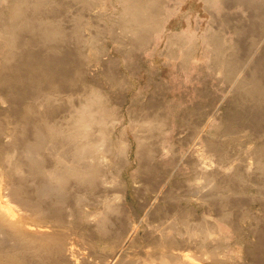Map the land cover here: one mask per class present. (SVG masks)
<instances>
[{
  "label": "rangeland",
  "instance_id": "obj_1",
  "mask_svg": "<svg viewBox=\"0 0 264 264\" xmlns=\"http://www.w3.org/2000/svg\"><path fill=\"white\" fill-rule=\"evenodd\" d=\"M48 1H49L50 5L54 4L53 8H55V10L54 9L53 10L55 11V14H53V15L55 17L53 19L58 20L60 23H62V25L69 32L72 31L74 18L76 20V17H77V23L74 26L75 30H77V31H75L74 33L78 34V31H79L78 28L81 30V32H79V34H78L79 35L78 37L80 40L78 41V39H77L78 37L77 36L75 37V35H77V34L72 35V34L68 33L67 34L68 36H66V37H70V38L69 39L67 38V40L64 42V44H65L64 49L65 50H63L62 52L65 51V53L63 55L61 51H58V52L53 51V49H51L52 47L49 50L48 48L50 47V45H48V47H46L47 45H45L43 47L42 43L41 44L39 43V39H38L39 36L37 34L31 35V33H28L27 31L24 33L22 32L23 30L21 31V33H23V34H21L22 35L21 40H23L25 38L24 41H27V39H28L29 43L31 42L30 43L31 45L29 43H27L28 41L27 42L23 41V43H26V46H25V44L23 46H19L17 44L15 47H18L17 49H19V50L14 49L15 53H16V54L14 53L15 54L14 57L20 56V61L23 62L24 58H25L24 57L25 53H27L25 55L27 58V59L26 58L25 59L27 61H29L28 59L30 57L34 56L33 53L35 55L38 53L39 57H41V59L43 61L47 59L46 60L47 62L44 61V63H43V61H38V63L41 62L40 63V65L42 64L41 66L38 63H36V64H38L37 65L38 68L41 67L43 69L42 70L40 68L41 69L40 70L38 68L36 69V67H37L36 64H34L35 65V67H34V65H32V64L29 65L30 63L28 64L29 67L27 68L28 65L25 64V63H27L26 60L24 61L25 63L24 62L21 63L20 61H19V63H17L18 62L17 60H19V58L18 59L16 58L15 63H17V65L20 66V68L22 67L21 68L22 70L19 68L21 71H24L23 70V68H24L25 70L29 69L31 74H34L35 72H37L38 74L36 73L34 75L37 78V75H39L41 72H42V74L46 75V73H48V71L53 72L54 68H56V71L59 70L61 67H63V68H61V70L59 72H56L54 70V73L56 72L57 74L59 73L58 75H60L58 78V81H57L58 83H52L55 86L51 85V84L48 85L49 87L46 86L45 87L46 90L42 91V93L39 89L36 88L37 86L35 87L34 85H32L31 86L32 88L31 87L28 88V85L30 86V84H27V86H25L23 83H21L22 82L21 80H19L20 81L19 83H20V85L23 84L25 86V88L23 86H20V87L16 86L17 88H20V89L16 90L14 87H13L14 88L13 89L12 86H11V88H9V86H8V87H4V88L0 89V96H1L0 97V133L2 136V138L0 136V158H1L0 159V172L4 166H5L4 168L7 170L11 169L12 165L15 163L16 156H19L21 154L19 150H21V147L23 144L22 142L24 140H26V138H27L26 135H28L27 133H25L23 131L24 122H22L20 120V118L16 117L17 116L16 115V107H17L16 102H20V98H21V102L19 103V105L21 107H23L26 105V103H28V101H31L32 99L34 101L36 99L37 101L40 100L42 102L41 99H43V96H41V95L42 94L44 95L49 91V92H54V94H53L54 98L58 97V95H59V97L61 99L58 97L59 98L58 102H61V106L67 107V106H69L70 103H72V102L75 103L76 99H77V102L81 101V99H79V98H83L84 94L86 96L88 94H91L90 96L88 95L90 97V99H89V97H85V99H83L81 102L83 103L85 101H88V100L91 101L92 100L91 102L93 104H95L94 107H91V109L93 108L95 111H97L96 115L98 116V120L95 121V123L97 124L99 121V118L100 117L103 118V116H104L105 118L100 119V122H102L104 119L107 121V119L109 118L108 119L109 121H107L109 126L108 125L107 126L108 127L111 126V127L108 129L114 128V129H112V131L109 130L111 132L108 131L109 134L107 133L106 139L103 142V146H102V148L105 147L104 149L107 148L106 150H108V148H110L108 150L109 152L104 151V149L102 150L103 151L102 155L104 156V160L106 159L105 160L106 163H104L105 161L102 162L103 168L105 171V177L103 179V182L106 184H104L103 182H102V184H103V188L105 191V195L108 194L107 195L108 198H110L111 195L113 196L115 194H120V193H122V195L125 196V202H123L122 206H121V207H123V209L120 207L122 209V212H124V214L121 212V209H118L119 210L118 212H120V215L117 211H116L117 214L116 213L113 214L114 212H112L111 215L114 216V218H113V216H111L112 219H115V221L118 219L119 221L117 220L115 222V224L113 221L111 222L114 227L112 225H110L111 223H109L110 228L112 227V228H115L117 230V227L118 228L121 227V229L123 230V233H124L121 237H123V242H125V244L123 242H120V240H122V238L120 236H116V234H114V233H113V235L116 237H113L112 234H111L112 236H110V235L105 236L104 235V236L99 237L100 239H96L98 242L94 241L95 239H93V241L95 243L91 240L92 238L78 237V238H83L85 240L89 239V241L91 243L93 242L92 244L95 247V248H93L92 244H90V242L88 243V241H84V243H83L82 242L83 239H79L77 244L75 243V249H76L75 252L76 253L78 252L77 253V254H79L78 257H81L80 261H82L83 256H84V258H85V256L87 258L89 257V260H94V259H90L91 256L94 255L92 251L96 252L95 251L97 249L96 246H98L99 244H100L98 246L99 248H101V247L103 248V246H105L104 247L105 249H108L109 247H111L112 249L114 248L115 250L113 249L112 250L113 252H115L118 248L120 249V247L122 245L124 246V247H122L124 250L128 249V248H132L133 246H135V244H142L144 246V240L139 239L146 234V231H148V225H149L145 221L146 220L145 217H147V215L143 211H141V209L139 207V206H142V205H140V203L144 202V205L146 203V206L144 207L145 210L150 209L151 207H153L152 209H154V206L156 207V205L160 206L158 209V213H159V211H161V213H159V214L160 215L162 214V217H163V218H161V216H160V218H161L159 220L161 223L160 225H162V222H163L164 223L163 225L165 227H167L166 225H168V227H169V228L167 227V229H166L167 230L166 232L169 231L166 234H169L171 236L172 235L182 236V238L181 237L180 238L183 239V241H184L185 245H183V246L185 248V252L187 254H189L190 257L192 255L191 258H194V257L197 258L199 256L197 259H200L201 256L204 258V255H205L204 252L206 250L204 252H200V250H201L200 248L204 247L202 245V240H204V241H207V239L209 241L213 240L214 242L213 241L212 242L214 245L217 243L215 241L217 239L214 238L216 235L214 233H212L211 231H209L205 227L204 220H203L204 217L205 216H211V217L218 219L217 213L219 214L221 209H222L221 212L223 213L225 211V210H223V208L226 209V211H228V213H226V211L224 213L230 215V212H231L230 216L227 215V216H229V217H227V220L231 219L230 220V221H232L231 225H232V223H234L233 225H235V226L237 225L238 227L236 226L237 230L236 229L234 230L233 225L231 228V225L228 224V222L230 223V221H228V222L224 221L223 222V221H220V219H218L219 234H220V237L222 239V242L220 241L221 240L220 239L219 242H221V243L218 242L217 243L218 245L216 244L215 247L219 246L221 248L220 249L219 247H217V249H220L221 251H218L216 249L219 253L218 256L221 255L223 258L226 259V262H227L226 263V262H224L225 260H223V262L221 264H223V263H225V264H255L254 262H256V261H258V262L261 261L260 263L264 264V254H263L264 252H262L261 254L259 253L257 255H254V253H252V251H251V249L253 248L252 246L255 243H257L256 242L257 239L254 236H250L251 234L249 235V233L251 232L252 229L260 228L259 227L260 224L258 225V223H257V225L254 224L253 227H250L253 221L251 222V218L248 217L249 216L248 213L249 214L253 213V214H251V217L252 218L254 217L253 220L257 219L259 221H262L264 218V211L260 209V200L258 202L253 201V202L247 203V204L244 202H241V204H240L241 206L234 207V208L232 207L233 209L231 208V206H228L229 204H233L232 202L231 203L229 202V204L225 205L226 208L224 206H222V208H221L223 201H222V204L219 206L221 200L218 199L216 202L214 200L216 198L215 196L217 193L215 191V189L218 190L222 187H223V190L227 189V191L225 190L226 191L225 195L229 194V196H232L231 199H233V197L235 199V197L238 195L240 196L238 199H240L241 197H244V199H247V200H252V198H256V197H257L256 199L264 198V196H263L264 195V192H263L264 191V183H263L264 182V174H263V172L259 171V168L257 167L258 165L255 163L256 162L255 157L252 155L253 150L257 148L256 145H260L259 140L260 141L262 140V139H259V137L257 135L260 134V135H262V138H264L263 137L264 136V131H263L264 130V123H263L264 122L263 121L264 120L263 119L264 118V106H263L264 103H263V105L261 104L262 105V107H261L260 104L255 105V103H256L255 101L253 104L252 100L250 98H248V100H246L245 103L248 102V104L250 105L252 102V104L250 106H248V104L246 105L245 103H242L240 105L241 102H239V98L236 95V93L234 92V90L230 91V89H234V87H233L234 83L232 84V82H231L232 79H228L226 76V73H227L226 71H229L230 73L232 72L234 74L237 72L236 70L238 69V67H242V65H241L242 62L243 61L246 62L245 59L247 58L248 55H250L249 49H251L250 52L252 51V49L253 50L258 49V51H256L257 54L255 53V55L259 54L258 57L262 55L258 59L264 64V55H263L264 54V40L262 41L263 43H261L262 45L254 44V41H253L254 38H252V35L250 32L251 31L250 27H257L258 26V27H260L259 29L262 28V30H263V26L261 25V23L264 24V16L262 15L264 12L262 14L260 12L264 11V5L262 4V6H261V7H263V10H262L261 7L255 8V6H258V5H253V3H251V2L249 3V5H248L249 8L247 9L246 6H244L240 2H237L236 0H162L163 2L161 1L162 5L160 6V11H161L160 19L162 22L161 31L154 32L151 35L152 38L149 39L148 44L141 47V45L138 46L139 44H135L134 43L135 41H133V42L129 41L127 39L128 35L126 33H125V36H122V35H124L123 34L124 31H122V30H124L123 29L124 25H121V23L118 21L120 18H122L120 16V14L123 13V11L125 10V7L132 0H130V1H128V0H51V1L48 0ZM52 2H54V3H52ZM262 2H264V0H262ZM14 3H15V0H0V25H1L0 26V29H1L0 30V81H1V78H5V77L7 78L6 73H7V75L9 74L8 75L9 77L13 72L15 73V71L12 72V71H9L10 69L7 70L5 68L7 70L6 71L4 69V63H3L6 57L11 56L10 55L11 52H9V50H10L9 42L3 36V32L6 29H7L6 32L8 31L9 25H7V24H9V23H6V22L9 21L10 15H6L4 13H7V12L10 13L9 9L14 5ZM56 4H58V5H56ZM62 4H64L63 7H62ZM257 8H259L260 10H256L255 12L252 11L253 9H257ZM253 13H255V15L257 14L258 16L256 15V17H255V15ZM252 15L254 16V20H253ZM261 16H262L263 20H262ZM53 19L51 17V20H53ZM250 21L254 25L251 24ZM116 22L119 24H117ZM247 23H249L250 27H248ZM76 26H78V27L76 28ZM4 28H6V29L4 30ZM82 28H83V31H82ZM112 31H114L115 35L118 34L117 37H120L121 39L123 38V41H121L122 44H121V42L115 43L113 41V40H115L116 37L114 36V34H112ZM248 31H249V34H248ZM246 32H247V34H246ZM27 33L30 35H28ZM93 34H95V35H93ZM111 34H112L113 38H112ZM4 35L7 38V36H6L7 33H5ZM23 35H25V36L27 35V36L25 37ZM245 35L247 37H244ZM31 36L33 39L29 38ZM71 36L72 37L74 36L76 41H78V42H76L78 44H76L75 42L74 43L70 42V39L72 38ZM90 36L92 37V39H90ZM209 36L219 38V40L216 38V42H214L215 45L213 44L212 41L209 40ZM22 37H24V38H22ZM36 39H38V40L36 41ZM72 40H74V39H72ZM170 40H172V41L177 40V41H180V43L178 45H175V46L172 45L171 46L169 44ZM89 41H91V42L93 41L94 46L96 44L97 46H99V48L96 46L94 47L91 42H90L91 44L89 43ZM95 41H97V42L95 43ZM183 41L185 43H183ZM234 41L236 42V44ZM237 41L240 42V46L242 49L239 48V50H238ZM243 41H245V42H243ZM21 42H18V43H20L22 45L23 43H21ZM35 43L37 45L38 44L39 45L37 46ZM174 43L175 42H173V44ZM242 43H244L243 47H242ZM36 46H37V48H36ZM191 46H193V47L190 48ZM34 48H35V50H34ZM96 48L98 50H95ZM74 49H76V50H74ZM20 50H23V51H20ZM77 50H79V51H77ZM243 50H244V52H243ZM19 52L21 54H23L22 56L24 58L21 57V54ZM185 52H187L189 54V58L186 61H185ZM242 52L245 54L247 53L246 56H245V54H242ZM81 54H82V56H81ZM239 54H241V57H243V58H241V61L238 62L237 64H235L232 68V65L229 61L236 58L237 55L239 56ZM28 55L30 57H27ZM74 56L76 57V59L79 62H77V63L74 62L75 61ZM256 57L254 56L255 60H256ZM21 59H23V60H21ZM48 59L51 61L53 60L52 61L53 63L55 61L56 64H54V65L56 67L52 66L53 65L52 62H50V63H52V65H49L50 63H48L49 62ZM242 59H243V61H242ZM69 60L71 61V63H70L71 65H68ZM255 60H253L252 63L249 64L250 67L258 66L257 64H258L259 60H256V61ZM212 61H213V63H212ZM43 64H44V66H43ZM73 64H74V66H73ZM247 64L245 63L244 65H246V67H247ZM46 65L50 66V68H49L50 70L48 69L49 66L47 67ZM58 65L60 66L59 69L57 68V67H59ZM249 65H248L247 69L250 68ZM30 66H32V67H30ZM262 66H264V65H262ZM44 67H46L48 71L45 70ZM66 67H67V69H66ZM71 67H72V70H70ZM51 68H52V70H51ZM62 69H64L65 72H63ZM29 70H27V71H29ZM43 71H44V73H43ZM45 71H47V72H45ZM233 71H236V72H233ZM24 72H26V71H24ZM30 72H27V73L30 74ZM63 73H64V75L66 73L65 80H63L64 79ZM2 74H5V75H3L4 77L3 76L1 77ZM61 75H62V77H61ZM263 75H264V72H263ZM34 76L30 75L29 77L32 78ZM39 77L41 78V76L39 75L37 80H41V79H39ZM235 77L236 76H234V78ZM36 78H33L31 80L34 81V79L36 80ZM31 80L29 82L33 83V82H31ZM42 80H43V78H42ZM230 82H231V84H230ZM37 83H39V82H37ZM160 84H161V86H159ZM229 84H230V87H229ZM64 85H66V86H64ZM60 86H62L63 88H61ZM56 87H58V88H56ZM50 89L53 91H50ZM61 89H62V91H61ZM59 90L61 93L59 92ZM23 92L26 94H23ZM91 92H93V94ZM35 93L36 94L39 93V95L41 94L40 98ZM100 93H101V95H100ZM13 94H15V96ZM22 94H23V96H22ZM33 94L36 97L38 96L39 99L36 97L32 98V96H34ZM66 94H68V95H66ZM29 96L31 97V99L29 98ZM94 96H96V97H94ZM152 96L154 98L156 97L155 100L153 98H151ZM234 96H235V98H234ZM74 97H76V99ZM27 98H29V100ZM94 98H98L97 102H96V99H94ZM72 99L75 101H73ZM157 99L158 100L160 99V100L157 101ZM249 99L251 101H249ZM33 100L31 101V104H34L35 106L39 107L41 102L39 101L40 103L38 102L39 103L38 104L37 101H35L38 104V105H36V103H32V102H34ZM8 101L11 102V105L13 102H15L14 105L16 107L13 105V107H15V108L12 107V109H11V107H10L11 105ZM235 101H236V103H235ZM100 102H101V104H100ZM154 102L156 104H151ZM157 102L160 106L157 104ZM22 103H24V104H22ZM78 103H80V102H78ZM82 103H80V104H82ZM149 103L151 106L149 105ZM233 104L235 106H233ZM244 104L247 107H245ZM144 105L146 106V108L148 106H150V108L152 106H154V107H152L151 108L152 110H151L149 107L146 109ZM237 105H238V107L240 106V109L244 108L243 110L241 109V111L239 109L240 113L238 111ZM253 105H255L257 107V110H256V107ZM104 106L106 109H104ZM156 106L158 107V110H156L157 109ZM258 106L260 107V109H258ZM249 107H250V109H249ZM40 108H42V107H40ZM154 108H156V109H154ZM245 108H246V110H245ZM42 109H44V108H42ZM142 109H143V111H142ZM235 109H236V113H235ZM102 110H103V112H102ZM146 110H148V111L146 112ZM154 110H156V111L154 112ZM250 110H252L251 111L252 114H250L251 113ZM13 111H15V112H13ZM104 111H106L105 112V113H107L106 115H105ZM144 111H145V113H144ZM152 111L154 113H152ZM157 111H159V112L156 113ZM242 111H244V112L242 113ZM65 113H62V112H60L58 114L56 113L57 115L55 114V120L60 119V120H56V121H60L59 123H61L62 122L61 120L63 119L62 116H65ZM100 113H102L104 115L102 116V114H101V116H100ZM224 113H225V115H224ZM237 113H239V114L237 115ZM62 114H64V115H62ZM248 114L252 117H250ZM253 114H254V116H253ZM146 115H147V118H146ZM241 115H242V118H241ZM245 115L247 117L249 116V119L246 118ZM108 116H110V117H108ZM232 116H234V117H232ZM235 116H236V119H235ZM15 117L17 119H15ZM59 117H62V119ZM152 117H154V119ZM155 117H159L158 120L159 119L160 120L158 121ZM185 117H187L188 119ZM224 117H225V121H224ZM226 117L228 119H226ZM230 117H231V121H230ZM239 117L242 120L244 118V120L242 121ZM190 118H191V120H190ZM232 118L234 119V122L237 120L238 123L236 122L237 124H235L234 122H232L233 121ZM261 119L263 122L261 121ZM189 120L191 123L189 122ZM256 120H258V121H256ZM33 121L34 122H33L32 126L33 125L34 126L39 125L38 122H35L38 120H33ZM250 121H252V122H250ZM39 122H40V120H39ZM186 122H187V124L188 123H190V124L187 125ZM225 122H226L227 126L230 125V127L233 124H235V125H233L234 128L233 127L230 128L231 133L232 132H234V133H232V134L230 133V129H229V127L226 126ZM240 122H242L245 126H243V124H241ZM41 123H42V121L40 122V124ZM260 123H261V125H260ZM247 124H248V126H247ZM254 124L256 125V127L253 128ZM238 125L239 126L241 125L242 127L241 126L240 127H241V129L243 128V130H241ZM34 126L32 128H30L31 133H33ZM225 127H226V129H223ZM244 129H245V131H244ZM226 131H228V132H226ZM17 132H18V134H17ZM223 132L226 133L225 136H224L225 133H223ZM142 133L144 134L145 137H149V138H145L144 136H142L143 135ZM13 134H14V136H13ZM147 134H149V135L147 136ZM238 134H239V136H237ZM31 135H29V136H31ZM150 135H152V136H150ZM10 136H11V138H10ZM203 136H204V138H203ZM219 136H221V138ZM234 136H235V139H238V138L239 139L238 140L233 139ZM14 137H18L19 140H17V143L21 144V147L19 149H15V151L13 150L14 149L13 146L16 144V142H12ZM136 137H138V138H136ZM143 137H144L145 141L148 142L147 144L149 145L148 162H150L151 165H153V170H152L153 172L151 171L152 174L150 173L151 175L149 174V177H150V179H154V180L157 179V181H155L156 184L159 181H161L157 185H158V188H159V186H160V188H161V186L163 188L165 187L164 189H165L166 193L161 191L162 195H160V193H158L159 191L153 192V194H152V192L149 190V186L142 181V177H140L141 174L137 169V158H136L137 147H138L137 146V144H138L137 139H140V138L142 139ZM206 138L207 139L210 138V140L215 139V140L219 141L220 143L223 142L221 144V146H222L221 150L222 151L221 150L213 151L212 149H209ZM109 139H110V141H109ZM148 139L150 140V142L148 141ZM244 139L247 142L242 141ZM106 140L109 141V145L106 144V143H108V141H106ZM231 141H233V142H231ZM104 143L107 145V147ZM12 144H13V146H12ZM234 144H235V147H234ZM10 148H13V149L11 150ZM246 148H248L249 150ZM238 151H239V153H238ZM48 152H50V151L47 150V153ZM104 152L108 153L106 158H105L106 154H104ZM222 152H224V155H222L223 154ZM240 152H241V154H240ZM246 152H247V154H246ZM236 154H237V156H236ZM250 156H252V157H250ZM122 157H124V158H122ZM236 157H237V159H236ZM225 158H227V159H225ZM241 158H243V159H241ZM198 159L204 161L205 163L207 162L206 166L208 167V169H210L208 171L209 173L211 171H213V169L216 167V165L223 166L222 169H219V171H222L223 169L229 170L225 167H231V170H229L231 172V175L227 174V175H229V177L228 176L226 177L225 173H223L224 175L221 173H218V178L225 177L226 181L231 180L233 177H230V176L235 175L234 169L237 167H240V169L242 168V170H240L242 173L239 176L241 177L242 174H243V176L241 177V179L238 176L239 180L236 179L238 182L236 180L232 181L233 179L231 180L232 183H235V185H236L235 187H234V184L229 185V183L228 184L226 183L225 185H223L224 182H222V184H221L219 182V179L218 180L216 179L219 182V185L220 184L223 185V186H218V183H216V181L214 179L210 180L209 178H206V176H203V178H200V177L197 178L198 174H196V173L200 169L198 167H196L195 168V170L197 171L196 172L195 170H193V168L189 162L198 163V161H199ZM249 161H251V162H249ZM218 162H221V163L219 164ZM252 162H254V163H252ZM4 163L6 165H4ZM225 163H226V165H225ZM240 163H243V164L240 165ZM244 163L248 166H246V165L243 166ZM250 163H252V166H254L256 164L254 166L255 168L254 167L251 168L252 170L250 168H248L250 166ZM104 164L107 165V166L105 165L106 168L104 167ZM242 166L244 168H246L245 170H247V169H249V170L245 171ZM154 169H155V172H154ZM208 172H206L205 175L209 176ZM232 172H233V174H232ZM153 173L157 174V175H154L155 178L151 177V176H153ZM210 174H212V173H210ZM204 178H206V179H204ZM4 182H6V181H4ZM206 182H207V184H206ZM214 184L215 185L217 184L216 185L217 188ZM110 187H112L113 189L111 188L112 189L111 190ZM224 187H225V189H224ZM212 188L214 190H212ZM30 189L31 188L29 187L28 191H30ZM143 191H145V192H143ZM140 192H141V194H140ZM226 193H228V194H226ZM164 194H166V195H164ZM232 194H234V195H232ZM257 195L260 198H258ZM140 196H142V197H140ZM161 196H163L164 198ZM210 196H213V198H211ZM166 197H167V199L168 198L170 199L172 197V200L171 199L169 200L171 203L168 201L167 202L164 201ZM175 197L180 198V199L184 198V199L182 201L180 200L181 201L180 202L179 199L177 200ZM206 197L207 198L209 197V200ZM159 198H161V199H159ZM173 198L175 200H173ZM211 199L214 200L217 207H215L216 205H215V203L213 204ZM227 201H229V200L224 201L225 202L224 204H226ZM230 201H232V200H230ZM149 202H151L153 206L152 205L150 206ZM153 202L155 205L153 204ZM174 203L180 204L177 206L180 209L177 207L173 208ZM147 204L149 206H147ZM242 204H244V205H242ZM245 204L247 206H245ZM242 206H244V207L242 208ZM124 209H127V211ZM214 209H217V210L215 211ZM180 210H182V211H180ZM231 210L232 211L234 210V212H232ZM239 210H242V211L239 212ZM245 211L247 212V214L245 215V218H244V217H242L243 216L242 212L244 213ZM184 213H185V215H184ZM234 213H235V215H234ZM179 214H181V216H183L184 219H182V217ZM123 215H125V216H123ZM116 216H118V217L116 218ZM121 216L127 217L128 219L122 218ZM164 216H165V218H164ZM119 217H121L123 220L120 219ZM240 217H241V219H240ZM165 219H166V221H165ZM179 219H182V220H179ZM121 220L123 222V225L121 223ZM130 221H132V222H135V221L141 222L142 221L141 223L139 222V224H138L139 227L141 228V230H139L138 232H135L133 230L134 227L130 224L131 223ZM174 221H176V222H174ZM200 222H202V224ZM173 224L176 227H173L172 226ZM193 224H195V225H193ZM128 225H129V227H128ZM202 225L207 230V232L205 233L206 234L205 238H204V235H202V236L198 235L202 229L205 230V228L202 227ZM172 227L174 230H170V229H172ZM177 229H179V230H177ZM112 230H113V232L116 231L114 229H112ZM239 230H240V233L238 232ZM173 231H175L176 233L174 232L173 234H171ZM78 232L79 233L81 232V235H82V233H84V232H82V230L81 231L78 230L76 233V234H78L77 236H81V235H79ZM241 232H242V235H241ZM209 233L212 236H214V235L215 236L212 238V236H210ZM85 234H84V236H86ZM91 234L92 235H90V233L87 232L88 236H94L95 237V234H93V233H91ZM200 234H202V233H200ZM129 235H131V237L133 239ZM139 236H141V237H139ZM156 236L158 237L159 235L156 234ZM190 236H191V238H190ZM111 237H113L114 240H116L118 238L119 241L118 240L113 241ZM128 237H129V239H128ZM200 237L202 240L198 239ZM207 237H209V238L211 237V238L209 239ZM186 238H188V240H186ZM108 239L109 240L111 239V241H109ZM189 239H191L192 242ZM101 240H103V241H101ZM125 240H130V241L127 242ZM193 240H194V242H193ZM196 240L198 241L199 244L197 243ZM199 240H201V241L199 242ZM99 241H100V243H99ZM211 241L209 242L210 245L212 244ZM81 242L83 243V245ZM85 242H86V244H85ZM103 242H104V244H103ZM105 242L108 244L111 242L112 243L115 242V243L114 244L111 243V245L110 244L106 245ZM87 243L89 244V246L87 245ZM120 243H121V246H120ZM195 243L200 248L198 246H196ZM101 244H102V246H101ZM213 244L211 245L212 249H214ZM85 245L88 246L89 249L91 246V249H90L91 251H88L89 249ZM226 245H228V246H226ZM76 246H78V247H76ZM106 246H108V247H106ZM193 246H194V248H193ZM224 246H226V247H224ZM83 247H85V251H84ZM196 247H198L199 249L198 248L196 249ZM111 248H109V250H111ZM135 248H137V247H135ZM77 249L79 251H77ZM204 249L205 248H202V250H204ZM79 252L84 254V255H81ZM87 252H89L90 254L88 253V255H86ZM201 253H203V254H201ZM194 255H198V256H194ZM222 257H220V258L223 259ZM255 257H257V258H255ZM92 258H95V255H94V257L92 256ZM36 260H37V258H36ZM38 261L39 262H37V264H43L44 263V262H40L42 260L38 259ZM144 261L147 262V259H144Z\"/></svg>",
  "mask_w": 264,
  "mask_h": 264
},
{
  "label": "bare ground",
  "instance_id": "obj_2",
  "mask_svg": "<svg viewBox=\"0 0 264 264\" xmlns=\"http://www.w3.org/2000/svg\"><path fill=\"white\" fill-rule=\"evenodd\" d=\"M236 1L242 3L244 6L247 7V9L249 8L248 5H249L250 2L253 3V5H258V6H255V8L256 7H259L260 8L262 6V4L264 5V2H262V0H253V1L252 0H250V1L249 0H246V1L245 0H236ZM52 3H54V2H52ZM152 3L154 4L155 2H152L151 0H148V3L145 5V1H144V6L145 7H142V8H144V9H142L141 6H139V5H141V1L140 0H132L125 7V10L123 11V13L120 14V16L122 18H120L118 20L121 23V25H124V27L122 26L123 29H124V30H122V31H124L123 32L124 35H122V36H125V33H126L128 35L127 36V39L129 41H132V42L135 41L134 43L135 44H139L138 46H140L141 44H144V43H148L149 42V39H150L151 32L154 29L157 30V22H156V19H155L156 16L153 17V16L147 15L148 13L146 14V10H147L146 8H149V7L151 8V4ZM56 5H58V4H56ZM63 5L64 4H62V7H63ZM53 7H54V4L50 5L48 0H15V6L12 8V10H10L11 8L9 9L11 11L10 12L11 13L10 14V19H9V21L6 22V23H9V24H7V25H9L8 31L6 32L7 29L4 28V30L6 29L4 32L7 33V35H6L7 38L4 35L5 33L3 31L2 32H3L4 38L7 39L8 42H9V48H10L9 52H11V54H10L11 56L6 57L3 63H4V69L5 68L7 70L10 69L9 71H12V72L15 71V73L13 72L10 75V77L8 76L9 74L7 75V73H6L7 78L6 77L5 78H1V81H0V89H2L4 87H8V86H9V88H11V86H12V88L14 87L17 90V89H20V88H17L16 86H19V87L20 86H23L25 88V86H27V84H30V86L28 85V88L31 87L32 85H34L35 87L37 86L36 88L39 89L41 91V93H42V91L46 90L45 89L46 86H48L50 84L51 85H54L52 83H58L57 81H58V78H59L60 75H58L59 73L57 74L56 72H59L61 70V68H63V67L60 68V66L58 65L59 67H57V68L58 69L60 68V69L56 71V68H54V70L56 71L55 73H54V70H53V72H51V71H48L46 67H44V69L47 70L48 73H46V75H44L41 72L39 74L41 76V78L39 77V79H41V80H37L39 75H37V78H36V76H34L37 72H35L34 74H31V72H30L29 69H26L25 70L24 68H23V70L26 71V72L21 71L22 70L21 69L22 67L20 68V66L17 65V63H19V61H20V56L19 57H14V55L16 54L15 53V50L18 48V47H15L17 44L19 46H23L25 44V46H26V43H23V41H24L25 38L22 37L24 39L21 40V36H22L21 34H23L26 31L28 33H31V35L32 34L33 35L37 34L39 36V38H38L39 39V43L40 44L42 43L43 47L45 45H47L46 47H48V45H50V47L48 48L49 50H50L51 47H52L51 49H53V51H56V52H58V51H61L62 52L63 50H65L64 49V47H65L64 42L67 40V38L68 39L70 38V37H66V36H68L67 34L68 33H70L72 35L77 34V33H74L75 31H77V30H75V27H74L75 24L77 23V17H76V20L74 18V23H73L72 31L69 32L62 25V23H60L58 20L53 19L55 17L53 15V14H55V11H54L55 8H53ZM259 8L253 9L252 11L255 12L256 10H260ZM261 8L263 10V7H261ZM149 10L154 11V9H149ZM147 12H149V11H147ZM263 12L264 11H262L260 13L262 14ZM253 14L255 15V13H253ZM256 15H255V17H256ZM262 15L264 16V13ZM51 17H52L53 20H51ZM252 17H253V20H254V16L253 15H252ZM261 18H262V16H261ZM262 20H263V18H262ZM251 21H250V23H251ZM117 24H119V23H117ZM247 24H248V27H250L249 26V23H247ZM251 24H253V23H251ZM261 25L263 26V30H262V28L259 29L260 27H258V26L257 27H250L251 28V31L250 32H251L252 38H254L253 39L254 44L262 45L261 43H263L262 41L264 40V24L261 23ZM77 27L78 26H76V28ZM78 30H79L78 31V34H79V32H81V30L79 28H78ZM21 31L23 33H21ZM82 31H83V28H82ZM78 34L75 35V37L76 36L78 37L79 36ZM112 34H114V31H112ZM112 34H111V36H112ZM246 34H247V32H246ZM248 34H249V31H248ZM28 35H30V34H28ZM93 35H95V34H93ZM117 35L114 34V36L116 38L114 37L115 40H113V41L115 43H117V42L120 43L121 41H123V38L121 39L120 37H117ZM23 36H25V35H23ZM244 37H247V36L245 35ZM29 38H32V36L29 37ZM112 38H113V36H112ZM213 38L214 37L211 36V40ZM215 38H217V37H215ZM38 39H36V41ZM72 39H74V40H72ZM77 39H78V41L80 40L79 37ZM90 39H92L91 36H90ZM217 39L219 40V38H217ZM27 41H28V39H27ZM27 41H24V42H27ZM78 41H76V39L74 38V36L70 39V42H73V43L74 42L76 43ZM18 42H21L23 44L21 45ZM90 42L91 41H89V43ZM96 42L97 41H95V43ZM215 42H216V40H215ZM243 42H245V41H243ZM27 43H29V41ZM91 43L94 46L93 41ZM76 44H78V43H76ZM121 44H122V42H121ZM213 44H214V41H213ZM235 44H236V42H235ZM170 45L172 46L173 43H170ZM243 45H244V43H242V47H243ZM37 46H36V48H37ZM95 46L99 48V46H97L96 44H95ZM237 47H238V50H239V48H241L240 42H238V41H237ZM17 50H19V49H17ZM34 50H35V48H34ZM74 50H76V49H74ZM95 50H98V49L96 48ZM244 50H243V52H244ZM250 50L251 49H249L250 55H248L247 58L245 59L246 62L243 61V59H242V61H243L242 64H241L242 67H238V69L236 70L237 72L236 71H233V72H236V73L233 74L232 72L230 73L229 71H226L227 73L226 72L225 73H226V76H227L228 79H232V81H231L232 84L234 83V85H233L234 89H230V91L231 90H234V92L236 93V95L239 98V102H241L240 105L242 103H245V101L248 100V98H250L252 100L253 104H254V101H255L256 102L255 105L256 104H258V105L260 104V106L262 107V105L264 103V75H263L264 66H262V65H264V64L258 59L262 55L259 56V57H258L259 54L258 55H255V53H256V51H258V49L257 50H255V49L253 50L252 49L251 52H250ZM20 51H23V50H20ZM77 51H79V50H77ZM243 52H242V54H245ZM64 53H65V51L62 52L63 55H64ZM26 54L27 53H25V55ZM246 54H245V56H246ZM22 55L23 54H21V57H23ZM25 55H24V57L26 58ZM29 55L27 57H30L31 56V55L30 56ZM33 55H32L33 57H30L31 59L30 58L28 59L29 61L26 60L27 58L25 59L23 57L24 58V61L26 60L27 63H25L24 61L23 62L25 64H27V65L29 63H30L29 65H31V64L34 65V64L38 63V61H43L41 59V57H39L38 53L36 55L33 53ZM81 56H82V54H81ZM254 56L255 57L257 56L256 57V60H259V62L257 64L258 66L250 67L249 64L252 63L253 60H255ZM16 58L17 59L19 58V60H17L18 61L17 63H15V59ZM241 58H243V57H241V54H239V56L237 55L236 58H234L233 60L229 61L231 63V65H232V68H233V66L235 64H237L238 62L241 61ZM21 60H23V59H21ZM46 60H44V61H46ZM74 60H75L74 62H76V63L79 62L76 59V57H75ZM44 61H43V63H44ZM48 61H49L48 63H50L53 60L51 61V60L48 59ZM23 62H21V63H23ZM244 62L246 64L248 63L247 64V67L249 65L250 68L247 69L246 65H244L245 64ZM40 63L41 62H39L38 64L40 65ZM52 63H50L49 65H52ZM70 63H71V61L69 60L68 65H71ZM212 63H213V61H212ZM38 64H36V66ZM54 64H56L55 61H54V63H53L52 66H55ZM29 65L27 66V68L29 67ZM43 66H44V64H43ZM73 66H74V64H73ZM30 67H32V66H30ZM34 67H35V65H34ZM37 68H38V66L36 67V69ZM40 68H38V69H40ZM49 68H50V66L48 67V69ZM66 69H67V67H66ZM27 70H29V71H27ZM51 70H52V68H51ZM62 70H63V72H65L64 69H62ZM70 70H72V67H71ZM47 71H45V72H47ZM27 72H30V74L27 73ZM43 73H44V71H43ZM3 75H5V74H2L1 77ZM30 75L31 76L33 75L34 77L31 78V77H29ZM63 75H64V73H63ZM65 75H66V73H65ZM65 75H64V79L63 80H65V77H66ZM234 76H236V77L234 78ZM61 77H62V75H61ZM33 78H36V80L34 79V81H32L31 79H33ZM42 78H43V80H42ZM19 80H21L22 81L21 83H23L25 86L23 84L20 85V83H19L20 81ZM30 80L33 83H30L29 82ZM37 82H39V83H37ZM231 82H230V84H231ZM230 84H229V87H230ZM64 86H66V85H64ZM159 86H161V84ZM60 87L63 88L62 86H60ZM56 88H58V87H56ZM51 89H50V91H53ZM61 91H62V89H61ZM59 92H60V90H59ZM91 93L93 94V92H91ZM23 94H26V93L23 92ZM23 94H22V96H23ZM53 94H54V92H49V91L46 94H44V95L43 94L42 95L40 94L41 96H43V99H41L42 102L40 100L37 101L35 99V101H37V103L39 101L41 102V104H40L39 107L35 106L34 104H31V101L33 99L31 101H28V103L29 102L30 103L29 104L26 103V105L23 106V107H21L19 105V103L21 102V98H20V102H16L17 103V105H16L17 107L14 105L15 102H13L12 105H11V102L8 101L10 103V105H11L10 106L11 109H12L13 105L16 107V115H17L16 117L20 118V120L22 122H24L23 131L25 133H27L28 135H26V137H27L26 140H24L22 142L23 143L22 144V147H21V144L17 143V140H19V138L18 137H14V139L12 140V142H16V144L14 146L12 144V146L14 147V149L13 148H10V149L11 150L13 149L15 151V149H19L21 147V150H19L21 154L19 156H16L15 163L12 165V167H11L10 170L5 169L4 168L5 166H4L2 168V170H1V172H0V264H37V262H39L38 259L39 260H42L40 262H44L43 264H46V263L47 264L48 263L49 264H221L223 262V260H225L224 262H226V259L225 258H223L221 255L218 256V254H219L218 251H221L220 250L221 248L219 246H217V247L220 248V249H217V247H215V245L221 239L220 234H219L218 219H220V221H223V222L224 221H226V222L230 221L231 219L227 220V217H229L231 215V212H230V215L229 214H226V213H228V211H226V209L223 208V210H225L226 213H224L225 212L224 211L223 212L224 214H223L221 212L222 209H221L220 212L218 211L219 212V214L217 213L218 219H216L214 217H211V216H205L204 217V219H203L204 220V225H205V227L209 231H211L212 233H214L216 235L215 236L213 234L215 236L214 237V236H212L209 233V235L212 236V238L214 237L215 239H217V240L214 239L217 243L215 242L216 244L214 245L213 244L214 241L212 240L213 241L212 242L210 240L211 243L214 245V247L212 246L214 249H212L211 248V245L212 244L210 245V243H209L210 241L208 239H207V241H204V240L201 239V237L198 238V239H201L202 240V245L204 246L202 248H205V249L202 250V248H200L198 245H196V243H195V245L198 246L202 250V251L200 250V252H204L206 250L205 251L206 253L204 252V254H205L204 255V258L201 256L202 258L200 257V259H197L199 257L198 255H194V256H198L197 258H195L194 256H193L194 258H191L192 255L190 257V255L185 252V248L183 246L185 244H184L183 239H181L182 236H177V235H175V236L172 235L171 236L169 234H166V233L169 232V231L166 232L167 231L166 229H167L168 225H166L167 227H165L163 225L164 223L162 222V225H163L162 226V225H160L161 223L159 221L161 218H163L162 217V214L161 215L159 214V213H161V211H159V213H158V209H159L160 206L159 205H156V207L154 206V209H152L153 207H151V208L149 207L150 209L145 210L144 207L146 206V203L144 205V202L143 203H140V205H142V206H139L140 209H141V211H143L147 215V217H145V219H146L145 221L149 224L148 225V231H146V234L144 236L142 235L143 237L139 236V237H141L139 239L144 240V246L142 244H135V246H133L132 248H128V249H125L124 250L122 248L124 246L123 245L121 246V243H120V246H121L120 249L118 248L115 252H113L112 250L114 248L112 249L111 247H109V248H111V250H109V248L108 249H105L104 248L105 246H103L104 249L102 247H101L102 248L101 249V248L98 247L100 245L99 244L98 246H96L97 247V249L95 250L96 252L92 251L93 254L95 255V258H92V256L94 257V255H92L90 259H94V260H89V257L87 258L85 256V258H84V256H83L82 257L83 258L82 261H80L81 257H78V255H79V254H77L78 252L77 253L75 252V250H76L75 249V243L77 244V242L79 241V239H83V238H78V237H86V238L89 237V238H92L91 239L92 241H93V239H95L94 241H97L96 239H100L99 237L104 236V235L105 236H108V235L112 236L113 233H114V234H116V236H120L121 237L124 234L123 233V230L121 229V227H119L120 229L117 227V230H116L115 228H112V227L110 228V225L113 226V224L111 222L113 221L114 224H115V222L118 220L117 219L115 221V219H112L111 216H113V215H111V213L114 212L113 214H115L116 211L117 212L119 211L118 209H121V208L123 209V207H121V206H122V203L125 202V196H123L122 193H120V194H115L113 196L111 195V197L108 198V196H107L108 194L106 193L107 195H105V191H104L103 184H102L103 179L105 177V171H104L102 162L106 160V159L104 160V156L102 155L103 154V151L102 150L105 147L102 148V146H103V142L106 139V136H107L108 131L109 130L112 131V129H114V128L108 129V128L111 127V126L108 127L109 125H108V122L107 121H109L108 120L109 118L107 119V121L104 119L105 121L104 120L103 121L101 120L102 122H100V119L105 118L103 116L104 114L100 113V116L102 114L103 118H101V117L99 118V121H98V123L100 122L99 124L98 123L97 124L95 123V121L98 120V116L96 115L97 114V111H95L93 108L92 109L94 111L91 109V107H94L95 104H93L91 102L92 100L91 101L88 100V101H85L83 103L81 102L83 99H85V97H89L91 94H88L89 96L88 95L86 96L84 94L83 95V98H79V99H81V101H78V102H80L82 104L78 103L76 97H74L76 99V102L77 103L76 102L75 103L72 102V103L69 104V106H67L68 105L67 104L66 105L67 107L61 106V102H58L59 101V98H60L59 95H58L59 98L58 97L54 98ZM13 95L15 96V94H13ZM36 95H38L39 98H40L39 93H37ZM66 95H68V94H66ZM100 95H101V93H100ZM38 96L36 97L34 95V96H32V98L33 97L38 98ZM94 97H96V96H94ZM29 98L31 99L30 96H29ZM29 98H27V99L29 100ZM151 98H153L155 100L156 97L154 98L152 96ZM234 98H235V96H234ZM89 99H90V97H89ZM94 99H96V102H97L98 98H94ZM250 99H249V101H251ZM159 100L157 99V101H159ZM35 101L32 102V103H36ZM73 101H75V100H73ZM236 101H235V103H236ZM252 102H251V104H252ZM37 103H36V105L39 104V103L38 104ZM22 104H24V103H22ZM100 104H101V102H100ZM151 104H156V103L154 102V103H151ZM157 104H158V102H157ZM245 104L247 105L248 102L245 103ZM245 104H244V106H245ZM149 105H150V103H149ZM250 105L248 104V106H250ZM255 105H253V106H255ZM150 106H148V107L150 108ZM157 106H156L157 109L156 108H154V109L158 110V107ZM233 106H235V105L233 104ZM15 107H13V108H15ZM40 107H42L44 109H42ZM152 107H154V106H152ZM245 107H247V106H245ZM145 108H146V106H145ZM237 108H238V111H239L240 106L238 107V105H237ZM104 109H106L105 106H104ZM241 109L243 110L244 108H241ZM241 109H240V111H241ZM249 109H250V107H249ZM258 109H260L259 106H258ZM156 110H154V112ZM245 110H246V108H245ZM256 110H257V107H256ZM142 111H143V109H142ZM147 111L148 110H146V112ZM240 111H239V113H240ZM244 111H242V113ZM251 111L252 110H250V112ZM13 112H15V111H13ZM60 112H62V113H65L66 112L65 113V116H62L63 119H62V117H59V118L62 119L61 120L62 121L61 123H59L60 121H56V120H60V119H56L55 120V114L56 113L58 114ZM102 112H103V110H102ZM105 112L106 111H104V113ZM154 112L152 111V113H154ZM158 112L159 111H157L156 113H158ZM144 113H145V111H144ZM235 113H236V109H235ZM239 113H237V115ZM106 114L107 113H105V115ZM250 114H252V112ZM62 115H64V114H62ZM224 115H225V113H224ZM249 116L247 117L245 115V117L248 118V119H249ZM253 116H254V114H253ZM16 117H15V119H17ZM108 117H110V116H108ZM232 117H234V116H232ZM250 117H252V116H250ZM146 118H147V115H146ZM152 118L154 119V117H152ZM155 118L158 120L159 117H155ZM185 118H187V117H185ZM241 118H242V115H241ZM226 119H228V118L226 117ZM235 119H236V116H235ZM33 120H38V121H35V122H38L39 125H36L34 123L36 126L33 125L34 126V130H33V133H31L30 128L33 127L32 126V124L34 122ZM39 120H40V122L42 121L41 124H40ZM190 120H191V118H190ZM190 120H189V122H190ZM243 120H244V118H243ZM224 121H225V117H224ZM230 121H231V117H230ZM256 121H258V120H256ZM261 121H262V119H261ZM232 122H234V119H233ZM236 122L238 123L237 120L234 123L237 124ZM250 122H252V121H250ZM190 123H188V124H190ZM240 123L243 124L242 122H240ZM186 124H187V122H186ZM225 124H226V122H225ZM235 124H233V125H235ZM233 125L231 127H233ZM260 125H261V123H260ZM226 126H227V124H226ZM243 126H245V125L243 124ZM247 126H248V124H247ZM227 127H229V129L231 128L230 125L227 126ZM241 127H240V129H241ZM254 127H256L255 124H254L253 128ZM223 129H226V127L223 128ZM241 130H243V128ZM111 131H109V132H111ZM244 131H245V129H244ZM226 132H228V131H226ZM223 133H225V132H223ZM230 133H231V129H230ZM232 133H234V132H232ZM17 134H18V132H17ZM239 134L237 136H239ZM29 135H31V136H29ZM148 135L149 134H147V136ZM225 135H226V133L224 134V136ZM0 136H1V133H0ZM13 136H14V134H13ZM142 136H144V134ZM150 136H152V135H150ZM204 136H203V138H204ZM221 136H219V137L221 138ZM257 136L259 137V139H262V140L261 141L259 140L260 143L259 142L258 143L260 145H256L257 148L254 149L253 150V154L252 153L251 154L255 157V160H256L255 163L258 165L257 167L259 168V171L263 172V174H264V140H263L264 138H262V135H260V134L257 135ZM144 137L142 139L141 138L140 139H137L138 140V144H137L138 147H137V153H136L137 169H138V171L141 174V175L140 174L139 175H140V177H142V181L149 186V190L152 192V194H153V192H158L159 191L158 193H160V195H162L161 194V191L164 192V193H166L165 192V189H164L165 187L163 188L161 186V188H162L161 189L160 186L158 188V185H157L161 181H159L156 184L155 181H157V179L154 180V179H150V177H149V174L153 170V165H151V163L148 162V158H149V155H148V153H149V145L147 144L148 142L145 141ZM1 138H2V136H1ZM10 138H11V136H10ZM136 138H138V137H136ZM145 138H149V137H145ZM233 139H235V136H234ZM238 139H235V140H238ZM106 141H108V140H106ZM109 141H110V139H109ZM109 141L106 144L109 145ZM148 141L150 142L149 139H148ZM242 141H246V140L244 139ZM231 142H233V141H231ZM207 143H208V146H209L208 148L209 149H212L213 151H218V150H221V148H222L221 144L223 142L220 143L219 141H217L215 139H211L210 140V138H208L207 139ZM106 147H107V145H106ZM234 147H235V144H234ZM106 149H104V151H108L110 148H108V150H106ZM246 149H248V148H246ZM47 150H49L50 152L47 153ZM222 153H223L222 155H224V152H222ZM238 153H239V151H238ZM104 154H106L105 155V158H106V156L108 155V153L107 152L106 153L104 152ZM240 154H241V152H240ZM246 154H247V152H246ZM236 156H237V154H236ZM250 157H252V156H250ZM122 158H124V157H122ZM225 159H227V158H225ZM236 159H237V157H236ZM241 159H243V158H241ZM249 162H251V161H249ZM104 163H106V161ZM189 163L192 166L193 170H195L196 167H198L200 169V170L197 169L198 172L195 170L197 172L196 174H198L197 175V178H199V177L200 178H203V176H206V178H209L210 180L211 179L212 180L214 179L216 181V183H218V186H223L226 183L227 184L229 183V185L230 184H234V187H235L236 186L235 183H232L231 180L232 179H233L232 181H235L236 179L239 180L238 176L242 173L240 171V170H242V168L241 169H240V167L235 168L234 169L235 175L234 176L233 175L230 176V177H233V178L232 179L230 178L231 180H229L230 181L229 182V181H226L225 177H221L220 176L221 178H218V173H221V174L225 173L226 177L227 176L229 177V175H231V172L229 171V170H231V167H225L224 166L225 168H227L229 170H224L223 169L222 171H219V169H222L223 166L216 165V167L213 169V171L210 172L212 174H210L208 172L210 169H208V167L206 166V163L207 162L205 163L204 161L199 160L198 163H192V162H189ZM218 163L220 164L221 162H218ZM252 163H254V162H252ZM252 163H250V166L248 168L251 169L252 167H254L256 165L255 164L254 166H252ZM242 164L243 163H240V165H242ZM4 165H6V164L4 163ZM105 165L106 164H104V167H105ZM225 165H226V163H225ZM245 165L246 164L244 163L243 166H245ZM246 166H248V165H246ZM245 169L246 168H244V170ZM247 170H249V169H247ZM247 170H245V171H247ZM154 172H155V169H154ZM206 172L209 173V176L205 175ZM227 174H229V175H227ZM232 174H233V172H232ZM154 175H157V174H154L153 173V176H151V177H154ZM242 176H243V174H242ZM241 177H240V179H241ZM206 178H204V179H206ZM216 179L217 180L219 179V182L221 184H222V182H224V184L223 185H221V184L219 185V182ZM4 181H6V182H4ZM104 184H106V183H104ZM206 184H207V182H206ZM29 187L31 188L30 191H28V188ZM111 188L112 187H110V189ZM216 188H217V186H216ZM224 189H225V187H224ZM212 190H214V189L212 188ZM225 190L227 191V189H225ZM225 190H223V187L220 188V189H218V190L215 189V191L218 194L216 193V196L215 197L217 199L215 198L214 200H215V202L218 199L221 200L219 206L222 204V201H223V204L221 205V208H222V206L225 207V205L229 204V202L230 203L232 202L233 204H229L228 206H231V208L232 207L234 208V207L241 206L240 205L241 202H244V203L247 204V203H251L253 201H257L258 202L260 200V209L264 211V198H262V199H256L257 198L256 197V198H252V200H247V199H244V197H241L240 199H238L240 197L238 195V196L235 197V199H234V197H233V199H231L232 196H229L228 193H226L228 195H225V192H226ZM143 192H145V191H143ZM140 194H141V192H140ZM164 195H166V194H164ZM232 195H234V194H232ZM259 196H258V198H260ZM140 197H142V196H140ZM161 197H163V196H161ZM172 197L170 198L171 200H172ZM210 197L213 198V196H210ZM175 198L177 200L179 199V201L180 200L182 201L184 199V198L180 199L181 197L180 198L175 197ZM159 199H161V198H159ZM170 199L169 198L167 199V197H166L164 201L165 202H167V201L170 202L169 201ZM207 199L209 200V197ZM173 200H175V199L173 198ZM214 200L211 199V201L213 202V204L215 203ZM226 200H229V201H227L226 204H224L225 203L224 201H226ZM230 200H232V201H230ZM149 203H150V206H151L152 203L151 202H149ZM153 204H154V202H153ZM246 204H245V206H247ZM178 205H180V204L174 203L173 208H176ZM215 205H216V203H215ZM242 205H244V204H242ZM147 206H149V205L147 204ZM215 207H217V205ZM243 207L244 206H242V208ZM177 208H179V207H177ZM122 209H121V212H122ZM124 210L127 211V209H124ZM214 210L216 211L217 209H214ZM180 211H182V210H180ZM241 211L242 210H239V212H241ZM232 212H234V210ZM118 213L120 215V212H118ZM122 213L124 214V212H122ZM242 214H243L242 217L245 218V215L247 214V212L246 211L244 213L242 212ZM251 214H253V213H251ZM251 214L248 213V215H249L248 217L251 218V222L253 221L250 227H253L254 224L257 225V223H258V225L260 224L259 225L260 228H258V229H252L251 232L249 231L250 232L249 235L251 234L250 236H254L257 239V241H256L257 243H255L252 246L253 248L251 249L252 253H254V255H257L259 253L261 254L262 252H264V218H263L262 221H259L257 219L253 220L254 217L252 218L251 217ZM179 215L181 216V214H179ZM184 215H185V213H184ZM227 215H229V216H227ZM234 215H235V213H234ZM123 216H125V215H123ZM160 216H161V218H160ZM117 217L118 216H116V218ZM121 217H119V218L120 219L127 218V217H122V218ZM181 217H182V219H184L183 216H181ZM113 218H114V216H113ZM164 218H165V216H164ZM182 219H179V220H182ZM240 219H241V217H240ZM122 220H121V223L123 225ZM165 221H166V219H165ZM130 222H131L130 224L134 227L133 230L135 232H138L139 230H141V228L138 225L140 221H138V222H136V221L135 222L130 221ZM174 222H176V221H174ZM231 222L232 221H230V223L228 222V224L231 225ZM109 223H111V224L109 225ZM200 223L202 224V222H200ZM233 224L234 223H232V225ZM193 225H195V224H193ZM232 225H231V228H232ZM172 226L173 227H176V226H174V224ZM234 226L235 225H233L234 230L235 229L237 230V227L238 226L236 225L237 226V227L235 226L236 228ZM128 227H129V225H128ZM173 227L170 230H174ZM202 227H204V226L202 225ZM206 228H205V230L202 229L199 232L198 235H200V236L204 235V238H205L206 237L205 236L206 235L205 233L207 232ZM112 229H114L116 231L113 232ZM76 230L77 231L78 230L79 231L82 230V232H84V233H82L83 236L81 235V232L80 233L78 232L79 235H81V236H77L78 234H76L77 233ZM177 230H179V229H177ZM87 232L90 233V235H92L91 233L95 234V237L94 236H88L87 235ZM174 232L175 231H173L171 234H173ZM238 232L240 233V230ZM200 233H202V234H200ZM84 234L86 236H84ZM156 234H158L159 236L157 237ZM241 235H242V232H241ZM116 236L113 235V237H116ZM129 236L131 237V235H129ZM113 237H111L113 241L118 240V238L116 240H114ZM121 238H122V240H120V242H123V237H121ZM190 238H191V236H190ZM207 238H209V237H207ZM128 239H129V237H128ZM186 240H188V238H186ZM189 240L192 242L191 239H189ZM201 240H199V242ZM84 241H88V243L90 242L89 239H87V240L83 239L82 242L84 243ZM101 241H103V240H101ZM109 241H111V239ZM125 241L128 242L130 240H125ZM220 241L222 242V239ZM193 242H194V240H193ZM221 242H219V243H221ZM83 243H82V245H83ZM88 243H87V245L89 246ZM92 243L90 242V244H92ZM99 243H100V241H99ZM111 243H109V244L111 245ZM114 243H112V244H114ZM123 243L125 244V242H123ZM197 243H198V241H197ZM85 244H86V242H85ZM103 244H104V242H103ZM105 244L107 245L108 243L105 242ZM88 246H86V247L88 248ZM101 246H102V244H101ZM226 246H228V245H226ZM226 246H224V247H226ZM76 247H78V246H76ZM92 247L95 248L93 246V244H92ZM106 247H108V246H106ZM135 247H137V248H135ZM198 247H196V249ZM83 248H84V251H85V247H83ZM193 248H194V246H193ZM78 249H77V251H79ZM90 249H91V246H90ZM90 249L88 251H91ZM88 253L89 252H87L86 255H88ZM80 254L81 255H84L82 253H80ZM201 254H203V253H201ZM220 257H222L223 259H221ZM36 258H37V260H36ZM255 258H257V257H255ZM144 259H147V262L144 261ZM260 262L256 261L254 263L255 264L256 263L259 264ZM223 264H225V263H223ZM260 264H262V263H260Z\"/></svg>",
  "mask_w": 264,
  "mask_h": 264
},
{
  "label": "crops",
  "instance_id": "obj_3",
  "mask_svg": "<svg viewBox=\"0 0 264 264\" xmlns=\"http://www.w3.org/2000/svg\"><path fill=\"white\" fill-rule=\"evenodd\" d=\"M129 1V0H128ZM141 1V5H139V6H141V8L142 7H145L144 6V1H145V5L148 3V0L146 1V0H140ZM152 2H155L154 4L152 3L151 4V8L149 7V8H146L147 10H146V14L147 15H149V16H156L155 17V19H156V22H157V30L156 29H154L152 32H151V34H150V39L152 38V34L154 33V32H158V31H161V27H162V22H161V19H160V16H161V11H160V6L162 5V3H161V1L162 0H151ZM15 6V3H14V5L11 7V9L10 10H12V8ZM147 7V6H146ZM142 9H144V8H142ZM149 9H154V11H152V10H149ZM156 9V10H155ZM145 11V10H144ZM147 11H149V12H147ZM11 12V11H10ZM4 14H7V15H10L11 13H4ZM159 22V23H158ZM209 40L210 41H214L215 42V40H216V38L214 37L212 40H211V36L209 37ZM173 42H175L173 45L175 46V45H178L179 43H180V41H177V40H174V41H172V40H170L169 41V44L170 43H173ZM183 43H185L184 41H183ZM182 43V44H183ZM146 44H148V43H144V44H141V47H143V46H145ZM193 46H191L190 48H192ZM189 58V55H188V53L187 52H185V61L187 60V59Z\"/></svg>",
  "mask_w": 264,
  "mask_h": 264
}]
</instances>
